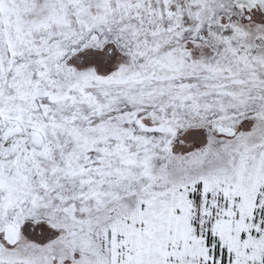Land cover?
I'll use <instances>...</instances> for the list:
<instances>
[{
  "label": "snow or ice",
  "instance_id": "obj_1",
  "mask_svg": "<svg viewBox=\"0 0 264 264\" xmlns=\"http://www.w3.org/2000/svg\"><path fill=\"white\" fill-rule=\"evenodd\" d=\"M0 264H264V0H0Z\"/></svg>",
  "mask_w": 264,
  "mask_h": 264
}]
</instances>
